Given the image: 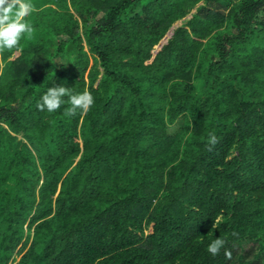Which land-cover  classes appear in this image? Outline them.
Instances as JSON below:
<instances>
[{
    "label": "trees",
    "instance_id": "16d2710c",
    "mask_svg": "<svg viewBox=\"0 0 264 264\" xmlns=\"http://www.w3.org/2000/svg\"><path fill=\"white\" fill-rule=\"evenodd\" d=\"M31 3L0 54V264H264V0ZM54 84L94 104L39 110Z\"/></svg>",
    "mask_w": 264,
    "mask_h": 264
},
{
    "label": "clouds",
    "instance_id": "9594fccd",
    "mask_svg": "<svg viewBox=\"0 0 264 264\" xmlns=\"http://www.w3.org/2000/svg\"><path fill=\"white\" fill-rule=\"evenodd\" d=\"M33 7L31 0H0V54L5 50L18 49L23 34L32 33L33 27L25 18L30 15ZM0 75H2V71H0ZM64 97H68L67 102L70 105L65 109L64 115L69 117L76 115L78 109L83 113H87L94 104V97L88 90L77 93L63 84H54L47 88L37 102L36 107L41 111L46 109L48 112H54L65 103ZM217 142L215 134L209 133L208 143L214 146ZM220 222L217 219L213 222L212 228H217ZM233 235L237 234L233 233ZM226 243L225 238L217 237L207 245L206 250L213 256L218 255ZM224 254L229 258L231 256L228 250H225Z\"/></svg>",
    "mask_w": 264,
    "mask_h": 264
},
{
    "label": "rangeland",
    "instance_id": "374dc122",
    "mask_svg": "<svg viewBox=\"0 0 264 264\" xmlns=\"http://www.w3.org/2000/svg\"><path fill=\"white\" fill-rule=\"evenodd\" d=\"M195 10V6L193 7V8H191V12H193ZM179 22H180V20H179ZM14 53H16V52H14Z\"/></svg>",
    "mask_w": 264,
    "mask_h": 264
}]
</instances>
